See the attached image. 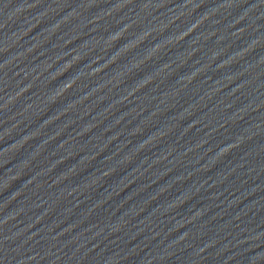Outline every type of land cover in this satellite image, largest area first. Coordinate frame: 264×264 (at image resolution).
<instances>
[{
  "label": "water",
  "instance_id": "1",
  "mask_svg": "<svg viewBox=\"0 0 264 264\" xmlns=\"http://www.w3.org/2000/svg\"><path fill=\"white\" fill-rule=\"evenodd\" d=\"M0 264H264V0H0Z\"/></svg>",
  "mask_w": 264,
  "mask_h": 264
}]
</instances>
